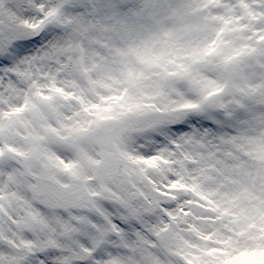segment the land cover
Returning <instances> with one entry per match:
<instances>
[{"label": "snow or ice", "instance_id": "6c2138e0", "mask_svg": "<svg viewBox=\"0 0 264 264\" xmlns=\"http://www.w3.org/2000/svg\"><path fill=\"white\" fill-rule=\"evenodd\" d=\"M0 264H264V0H0Z\"/></svg>", "mask_w": 264, "mask_h": 264}]
</instances>
